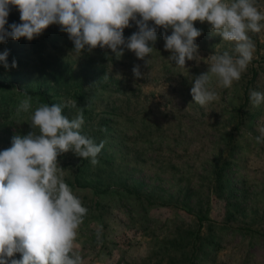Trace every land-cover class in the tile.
<instances>
[{"label":"rangeland","instance_id":"1","mask_svg":"<svg viewBox=\"0 0 264 264\" xmlns=\"http://www.w3.org/2000/svg\"><path fill=\"white\" fill-rule=\"evenodd\" d=\"M257 7L264 12V0ZM194 26L202 30L200 57L184 69L167 61L162 28L148 67L127 49L119 59L99 47L78 57L58 25L43 32L48 47L39 55L29 54L26 38L11 39L27 64L0 72V85L76 103L64 115L82 110L83 134L105 142L96 166L72 153L58 157L64 182L88 209L74 249L85 264H264V143L255 140L264 104L249 99L251 90L264 93V29L249 33L256 51L241 79L200 106L194 78L207 72L211 54H234L235 45L212 35L207 22ZM136 31L132 22L125 38ZM137 64L148 78L134 77ZM23 99L0 94V150L31 131L30 116L44 104L32 97L29 112L17 115L11 108Z\"/></svg>","mask_w":264,"mask_h":264},{"label":"clouds","instance_id":"2","mask_svg":"<svg viewBox=\"0 0 264 264\" xmlns=\"http://www.w3.org/2000/svg\"><path fill=\"white\" fill-rule=\"evenodd\" d=\"M12 6L20 13V23L8 24ZM197 21L207 22L212 35L235 45L234 54H211L207 72L194 78L191 95L205 106L220 99L217 87L229 89L238 82L254 58L256 45L249 33L264 29L257 0H0V44L31 41L58 25L78 57L99 47L119 59L127 49L148 67L162 28L164 48L171 53L167 61L184 69L187 61L198 62L200 57L196 40L202 30L194 26ZM132 22L138 31L125 38ZM8 56L9 50L0 52V64L5 70L16 68L17 61L9 64ZM132 72L136 79L150 76L139 64ZM21 93L25 98L17 115L31 108L32 96ZM249 99L258 107L264 104V93L251 90ZM76 106L71 101L41 104L30 116L31 131L14 135L11 146L0 150V264H85L74 249L88 209L64 182L58 157L72 153L96 166L105 142L96 144L83 134L82 110L72 119L64 115V108ZM260 132L258 144L264 143V128ZM101 231L96 232L98 244ZM16 253L22 258H13Z\"/></svg>","mask_w":264,"mask_h":264},{"label":"trees","instance_id":"3","mask_svg":"<svg viewBox=\"0 0 264 264\" xmlns=\"http://www.w3.org/2000/svg\"><path fill=\"white\" fill-rule=\"evenodd\" d=\"M7 19H8V24H11L13 22H15V23H20L21 22L20 21V13L14 6L11 7V11H10V14H9ZM6 26H8V25H6ZM11 43H12L11 39H9L7 41V43L0 44V52H3L5 49L9 50L8 63L11 64L12 60L15 59L17 61V65L18 66L16 68H14V69H11V70H5L3 65L0 64V72L17 71V70H19L21 68H25V66L27 64L25 57L17 55L20 52L16 53V51L12 50L13 47H15V46H12ZM26 45H27V49H28L29 54L39 55V54L43 53L47 49V47H48V39H47V37L44 34H42V35L34 38L33 40L29 41ZM16 46L19 47L20 45H16ZM1 93H3L4 95L5 94H11V97L23 96L21 91H17L16 92L14 89H12V85L11 84H2V85H0V94ZM31 96L32 97H37L38 100L41 103L49 104V105L51 104L49 102L50 97L47 96L44 92H38L36 94H32ZM11 109L13 111L16 110V108H14V106H12ZM74 181L76 183H78L79 178L76 177ZM127 193L136 195L135 192L130 191V190H128ZM95 194H98V192H95ZM137 198H139V197H137ZM148 202L151 203L149 200H148Z\"/></svg>","mask_w":264,"mask_h":264}]
</instances>
